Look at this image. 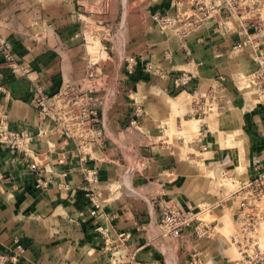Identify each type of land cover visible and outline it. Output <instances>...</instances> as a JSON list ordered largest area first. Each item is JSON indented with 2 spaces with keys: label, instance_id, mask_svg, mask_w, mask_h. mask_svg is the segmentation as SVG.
Segmentation results:
<instances>
[{
  "label": "crops",
  "instance_id": "obj_1",
  "mask_svg": "<svg viewBox=\"0 0 264 264\" xmlns=\"http://www.w3.org/2000/svg\"><path fill=\"white\" fill-rule=\"evenodd\" d=\"M173 1L0 0V117L23 134L0 138V264H239V231L264 230L242 188L264 171L253 49L208 27L153 47L150 10ZM42 90L98 105L44 113ZM169 204L212 232L163 234Z\"/></svg>",
  "mask_w": 264,
  "mask_h": 264
},
{
  "label": "rangeland",
  "instance_id": "obj_2",
  "mask_svg": "<svg viewBox=\"0 0 264 264\" xmlns=\"http://www.w3.org/2000/svg\"><path fill=\"white\" fill-rule=\"evenodd\" d=\"M172 1L173 0H171V2ZM206 5L205 0H174L170 8L154 7L150 10V20L146 22V29L148 35L151 37L152 46L157 49H164L165 46L173 43L174 46L178 43L181 45L188 41L192 35L198 33L203 27H208L207 29L214 35L232 36L234 37L232 39V49H253V54L251 56L254 62H256V66L253 70H247L240 80L258 90L260 98L264 100V0H221V3L217 6L210 7ZM216 9L217 11H224L225 15L219 19L217 17L218 12L215 11ZM148 46L150 47V45H147V47ZM143 63V66L146 68L145 71L151 73L153 69H151L152 66L150 61L144 59ZM176 78L178 83L177 86L184 88L186 85L185 83L182 84V82L185 78H187V82H189L190 75L186 72H180ZM67 92L64 94L63 98L54 97L53 99H56L52 100L49 99L50 96L42 90L41 94L35 99L36 106L44 113H50L52 109L56 113L64 110H70L75 113L77 112L76 110L86 111L88 104H90L89 110L91 111L97 108L98 103L92 106L91 103L87 104L83 101L78 102L77 97L72 91ZM43 97L47 99L50 105L48 112L43 110L42 104L39 102ZM142 108L144 109V107L137 106V109H135L134 106L129 105L128 111L135 110L139 113ZM63 119L68 124L75 120L72 118ZM134 121H136L135 117L130 116V118H128V126L134 124ZM0 124H2L1 119ZM3 125L4 123L0 125V138H11L10 142L18 145L19 142L23 140V134L17 132L10 134L5 133V130L3 131ZM85 170L87 177L91 175L89 170L96 171L94 167L89 169L85 168ZM261 173H264V171ZM172 206L179 208L172 204L162 207L159 223L166 207ZM194 214L197 216L191 223L192 227L195 229L194 233L198 237L206 236V234L197 231L199 220L197 213ZM210 230L212 229L210 228ZM160 231L162 232L161 229ZM239 233V241L241 243L239 245V251L244 256L243 259L240 258L239 261L241 263L239 264H264V230L258 229L256 231H249L243 229L239 231Z\"/></svg>",
  "mask_w": 264,
  "mask_h": 264
},
{
  "label": "built area",
  "instance_id": "obj_3",
  "mask_svg": "<svg viewBox=\"0 0 264 264\" xmlns=\"http://www.w3.org/2000/svg\"><path fill=\"white\" fill-rule=\"evenodd\" d=\"M187 80L188 79L185 78L182 84L186 83ZM39 102L42 104L43 110L48 112L50 105L48 104L47 99L43 97ZM0 119L2 121L3 118L0 117ZM3 123L4 122H2V124ZM89 172H91V178L96 180V171L90 170ZM242 188H247L250 192L249 206L251 208V214L249 216V220L251 224V230H256V228L260 226L259 222H264V173L258 174L255 178L249 180L243 185ZM195 217H197L196 214L191 211H184L182 209L175 208L174 206L166 207V210L163 211L159 226L163 234L178 236L185 227L190 226V224L193 222L192 220H194ZM197 231L206 235H209L212 232L210 227L207 225H199Z\"/></svg>",
  "mask_w": 264,
  "mask_h": 264
}]
</instances>
